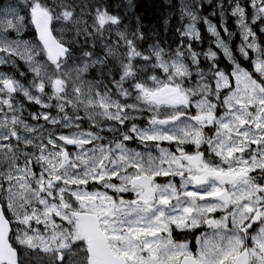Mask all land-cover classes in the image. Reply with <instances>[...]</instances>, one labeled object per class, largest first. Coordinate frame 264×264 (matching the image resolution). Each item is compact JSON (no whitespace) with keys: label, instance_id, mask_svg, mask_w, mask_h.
<instances>
[{"label":"snow or ice","instance_id":"obj_1","mask_svg":"<svg viewBox=\"0 0 264 264\" xmlns=\"http://www.w3.org/2000/svg\"><path fill=\"white\" fill-rule=\"evenodd\" d=\"M0 264H264V0H0Z\"/></svg>","mask_w":264,"mask_h":264},{"label":"trees","instance_id":"obj_2","mask_svg":"<svg viewBox=\"0 0 264 264\" xmlns=\"http://www.w3.org/2000/svg\"><path fill=\"white\" fill-rule=\"evenodd\" d=\"M142 2L145 3V4H150L151 0H142Z\"/></svg>","mask_w":264,"mask_h":264}]
</instances>
